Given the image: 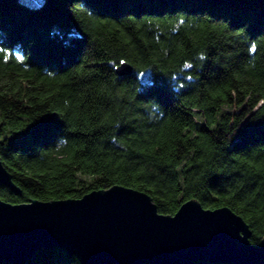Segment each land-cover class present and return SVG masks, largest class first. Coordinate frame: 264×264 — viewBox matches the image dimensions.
I'll use <instances>...</instances> for the list:
<instances>
[{"label": "trees", "instance_id": "obj_1", "mask_svg": "<svg viewBox=\"0 0 264 264\" xmlns=\"http://www.w3.org/2000/svg\"><path fill=\"white\" fill-rule=\"evenodd\" d=\"M0 162L7 203L123 186L164 215L227 207L259 246L264 0H0ZM19 264L80 263L47 247Z\"/></svg>", "mask_w": 264, "mask_h": 264}, {"label": "water", "instance_id": "obj_2", "mask_svg": "<svg viewBox=\"0 0 264 264\" xmlns=\"http://www.w3.org/2000/svg\"><path fill=\"white\" fill-rule=\"evenodd\" d=\"M132 73L127 62L115 67L117 76ZM0 183L20 193L1 162ZM250 235L227 207L204 209L190 199L164 215L146 193L117 185L72 200L0 199V259L13 264L47 247L65 250L80 264H264V238L253 246Z\"/></svg>", "mask_w": 264, "mask_h": 264}, {"label": "rangeland", "instance_id": "obj_3", "mask_svg": "<svg viewBox=\"0 0 264 264\" xmlns=\"http://www.w3.org/2000/svg\"><path fill=\"white\" fill-rule=\"evenodd\" d=\"M22 1L28 4H38L40 2V0H22Z\"/></svg>", "mask_w": 264, "mask_h": 264}]
</instances>
